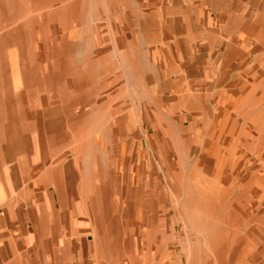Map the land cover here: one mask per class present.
I'll use <instances>...</instances> for the list:
<instances>
[{
    "label": "crops",
    "instance_id": "obj_1",
    "mask_svg": "<svg viewBox=\"0 0 264 264\" xmlns=\"http://www.w3.org/2000/svg\"><path fill=\"white\" fill-rule=\"evenodd\" d=\"M114 1V40L104 53L124 56L109 61L114 74L107 99L99 44L82 51L98 55L83 61L81 73L68 71L65 108H53L52 56L43 78L23 74L26 99H0V264H102L115 259L120 246V252H133L121 231L125 226L114 217L116 193L101 188L100 158L52 151L69 147L68 132H101L102 100L109 102L111 116L118 114V101L125 102L124 120L109 129L125 142L122 149H172L174 165L182 164V148L197 149L193 169L229 174L240 203L255 200L257 216L262 203L257 197L264 196V0H124L119 11L125 28H118ZM37 3L52 5L0 0V85L6 63L20 81L21 71L31 67L30 60L17 57L25 47L26 23L20 18L33 14ZM67 11L62 6L54 16L62 19ZM65 58L59 63L73 68ZM118 68L125 69L124 76L117 75ZM80 106L87 109L77 114ZM149 163L148 154L135 162L142 181ZM140 195V251L147 253L148 186L140 187ZM235 225L241 246L245 237ZM258 236L264 239V232Z\"/></svg>",
    "mask_w": 264,
    "mask_h": 264
},
{
    "label": "rangeland",
    "instance_id": "obj_2",
    "mask_svg": "<svg viewBox=\"0 0 264 264\" xmlns=\"http://www.w3.org/2000/svg\"><path fill=\"white\" fill-rule=\"evenodd\" d=\"M49 1H52V5L37 3L33 14L20 18L21 24L26 23L24 34L22 33L24 39L22 44L25 47L19 49L17 57L30 60L32 64L30 69L21 71V81L20 78H14L10 64H5L4 72L1 73L5 78V84L0 85V99L12 103L14 98L26 99L23 74L32 71L38 78H43L46 62L50 61L52 56L53 108H65L66 91L63 88L66 89L65 78L68 71L76 74L79 70L81 73L83 61L86 62L89 57L91 60L93 56L98 55L91 53L92 56H89L82 51L98 44L101 45V76L104 82L101 88L102 92L106 90L102 98L107 99L109 79L114 74V70L108 67L109 61L114 60V56H118V59L124 56L123 53H114L113 56L104 53L114 40L110 37V30L114 29L112 21L114 22L116 15L115 1ZM121 3L124 7V0H117V22L118 28H125L124 12L119 11ZM62 6L68 8V11L64 18L59 19V16L54 15ZM122 7L120 6V9ZM27 18L31 19L29 25ZM122 39L124 40V37L117 38L118 44ZM67 48L73 52H68ZM68 56L73 61V68L70 69L67 68V63L62 65L59 63V58L66 57L67 60ZM76 66H80L81 69ZM124 71V68H118L116 72L118 76H124ZM62 82L65 85H62ZM71 84L72 80L70 89L73 88ZM41 87L44 88V85ZM122 87L118 86L117 90ZM109 107L108 101H101L100 133L68 132L66 135L70 141L69 147L52 150L53 155L63 157L85 158L94 154L100 158L101 188H111L116 193V197L111 199L112 205L116 206L114 217L118 225L125 226L121 231L124 232V240L127 243L132 242L133 252H120L121 249L124 250V247L120 246L115 259L102 261V264H262L264 239L259 238L258 233L264 232V196L257 197L262 203H258L259 211L255 216L252 213L255 200L245 198L244 204H241L237 183L229 174L216 170L211 174L202 169H193L191 162L199 154L197 149L182 148L181 165H174L172 149H150L148 153L130 147L122 149V145L124 147L126 145L125 142L119 140V134L110 133L109 129L115 125V121L118 124L122 123L124 116H121V113H124L126 105L125 102L118 101L116 116L110 115ZM85 109L87 106L76 107V113L80 114ZM153 120L156 121L157 117H153ZM147 154L150 162L149 172L147 180L142 181L140 166L135 162ZM131 161L133 163H130ZM143 184L148 186L149 202L148 213H143V219L148 221L147 253L140 251L141 234L138 228L142 216L140 187ZM212 207L222 214L210 212ZM234 209H239L238 213H234ZM237 223L241 226V236L245 237L241 246L236 243ZM231 224H234L232 228ZM225 225L229 227L221 229ZM258 253L261 254V258L255 259L254 256Z\"/></svg>",
    "mask_w": 264,
    "mask_h": 264
},
{
    "label": "bare ground",
    "instance_id": "obj_3",
    "mask_svg": "<svg viewBox=\"0 0 264 264\" xmlns=\"http://www.w3.org/2000/svg\"><path fill=\"white\" fill-rule=\"evenodd\" d=\"M17 3H19V2H17ZM8 107V106H7ZM19 112V111H18ZM39 126V125H38ZM240 244V243H239Z\"/></svg>",
    "mask_w": 264,
    "mask_h": 264
}]
</instances>
